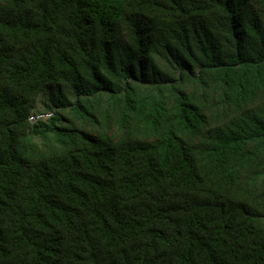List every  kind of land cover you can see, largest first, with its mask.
Segmentation results:
<instances>
[{"label":"trees","instance_id":"16d2710c","mask_svg":"<svg viewBox=\"0 0 264 264\" xmlns=\"http://www.w3.org/2000/svg\"><path fill=\"white\" fill-rule=\"evenodd\" d=\"M0 264H264V0H0Z\"/></svg>","mask_w":264,"mask_h":264},{"label":"rangeland","instance_id":"374dc122","mask_svg":"<svg viewBox=\"0 0 264 264\" xmlns=\"http://www.w3.org/2000/svg\"><path fill=\"white\" fill-rule=\"evenodd\" d=\"M41 104L38 102V104H37V109H36V111H34V114H33V116H32V119L31 120H34V119H36V118H38V116H46V113H39V109L41 110Z\"/></svg>","mask_w":264,"mask_h":264}]
</instances>
